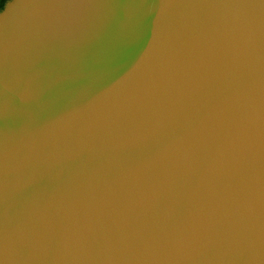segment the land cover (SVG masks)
<instances>
[{
    "label": "water",
    "instance_id": "95a60500",
    "mask_svg": "<svg viewBox=\"0 0 264 264\" xmlns=\"http://www.w3.org/2000/svg\"><path fill=\"white\" fill-rule=\"evenodd\" d=\"M0 264H264V0H5Z\"/></svg>",
    "mask_w": 264,
    "mask_h": 264
},
{
    "label": "flooded vegetation",
    "instance_id": "af4514ba",
    "mask_svg": "<svg viewBox=\"0 0 264 264\" xmlns=\"http://www.w3.org/2000/svg\"><path fill=\"white\" fill-rule=\"evenodd\" d=\"M4 1H5V0H3V2L1 3V6L3 5ZM1 6H0V7H1Z\"/></svg>",
    "mask_w": 264,
    "mask_h": 264
},
{
    "label": "rangeland",
    "instance_id": "374dc122",
    "mask_svg": "<svg viewBox=\"0 0 264 264\" xmlns=\"http://www.w3.org/2000/svg\"><path fill=\"white\" fill-rule=\"evenodd\" d=\"M3 2V0H0V6H1V3Z\"/></svg>",
    "mask_w": 264,
    "mask_h": 264
},
{
    "label": "crops",
    "instance_id": "0c3cea01",
    "mask_svg": "<svg viewBox=\"0 0 264 264\" xmlns=\"http://www.w3.org/2000/svg\"><path fill=\"white\" fill-rule=\"evenodd\" d=\"M5 2V1H4Z\"/></svg>",
    "mask_w": 264,
    "mask_h": 264
}]
</instances>
